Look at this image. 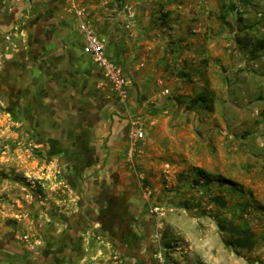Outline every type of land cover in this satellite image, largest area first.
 Here are the masks:
<instances>
[{"label": "rangeland", "instance_id": "374dc122", "mask_svg": "<svg viewBox=\"0 0 264 264\" xmlns=\"http://www.w3.org/2000/svg\"><path fill=\"white\" fill-rule=\"evenodd\" d=\"M177 2L208 54L200 87L180 95L170 135L163 128L149 155L133 156L140 189L132 191L151 221L146 247H118L91 223L74 231L84 190L63 174L55 145L35 135L32 89L0 88V264H264V0ZM33 6L0 0V72L26 64ZM194 167L233 184L197 185ZM217 194L224 207L212 202ZM218 221L248 225L254 246L233 248Z\"/></svg>", "mask_w": 264, "mask_h": 264}, {"label": "crops", "instance_id": "0c3cea01", "mask_svg": "<svg viewBox=\"0 0 264 264\" xmlns=\"http://www.w3.org/2000/svg\"><path fill=\"white\" fill-rule=\"evenodd\" d=\"M33 2L19 56L26 64L7 65L0 88L32 89L35 135L42 132L55 145L63 174L84 190L74 231L91 223L118 247L140 251L151 221L133 192L140 189L133 156L149 155V146L170 135L180 95L200 87L208 54L201 28L182 22L184 2L177 0ZM83 20L128 78L125 100L83 52ZM137 130L141 139L132 138Z\"/></svg>", "mask_w": 264, "mask_h": 264}, {"label": "built area", "instance_id": "2783aa9c", "mask_svg": "<svg viewBox=\"0 0 264 264\" xmlns=\"http://www.w3.org/2000/svg\"><path fill=\"white\" fill-rule=\"evenodd\" d=\"M76 13L81 17L83 10H76ZM80 31L83 37V52L105 73L108 81L114 87L118 98L122 101L125 100L127 96L128 78L124 74V71L106 53L101 39L84 20L80 23ZM143 136V131L137 130L133 133L132 138L141 139ZM132 151L133 145L130 146L128 152L131 153Z\"/></svg>", "mask_w": 264, "mask_h": 264}, {"label": "trees", "instance_id": "16d2710c", "mask_svg": "<svg viewBox=\"0 0 264 264\" xmlns=\"http://www.w3.org/2000/svg\"><path fill=\"white\" fill-rule=\"evenodd\" d=\"M260 48L264 49V41L260 43ZM195 174L197 176L196 179H193L194 183L200 186H208L212 183H218L220 185L225 184H233L232 181L221 177L220 175H216L211 172H207L200 167H194ZM213 203L217 204L220 207H224L226 205V201L224 197L220 194L213 195L211 197ZM264 211V206L261 207ZM218 226L220 228H226L232 235V240L229 241V245H231L235 249H251L254 246V233L248 225H223L220 221H218Z\"/></svg>", "mask_w": 264, "mask_h": 264}]
</instances>
